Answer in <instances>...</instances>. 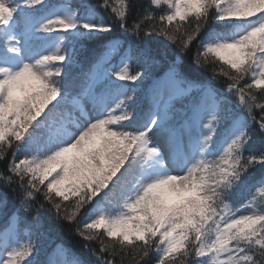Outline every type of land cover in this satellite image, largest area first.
Here are the masks:
<instances>
[{"label": "snow or ice", "instance_id": "6c2138e0", "mask_svg": "<svg viewBox=\"0 0 264 264\" xmlns=\"http://www.w3.org/2000/svg\"><path fill=\"white\" fill-rule=\"evenodd\" d=\"M0 165V264H264V0H0Z\"/></svg>", "mask_w": 264, "mask_h": 264}, {"label": "trees", "instance_id": "16d2710c", "mask_svg": "<svg viewBox=\"0 0 264 264\" xmlns=\"http://www.w3.org/2000/svg\"><path fill=\"white\" fill-rule=\"evenodd\" d=\"M87 3L95 4L97 0H85ZM207 76V73L204 74ZM3 165H0L2 167ZM3 223V218L0 217V224ZM45 248L51 250L56 244H62L72 253L78 256L84 264H95V258L81 247V242L74 236L70 235L66 228H58L51 232L44 241ZM43 259V257H41Z\"/></svg>", "mask_w": 264, "mask_h": 264}]
</instances>
